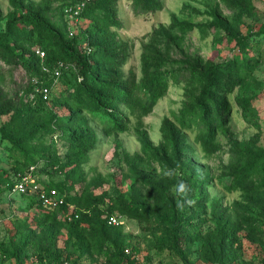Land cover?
Wrapping results in <instances>:
<instances>
[{
	"label": "rangeland",
	"instance_id": "obj_1",
	"mask_svg": "<svg viewBox=\"0 0 264 264\" xmlns=\"http://www.w3.org/2000/svg\"><path fill=\"white\" fill-rule=\"evenodd\" d=\"M102 2L75 18L67 13L71 0H0V31L11 15L38 12L74 42L80 53H87L90 43L94 55L88 60L101 74L107 71L104 41H112L115 48L127 53L120 68L123 77H134L136 83L142 79V55L148 48L162 60L151 68L150 75L167 79L165 93L148 114L122 107L128 119L124 132L107 135L85 108V100L80 99L81 106L72 101L79 85L76 65L67 64L66 72L57 77L55 69L47 73L53 99L47 103L38 100L40 87L33 85L37 81L21 67L1 69L0 89L12 100L15 110L37 106L57 118L70 115V124L54 127L61 138L50 144V131L37 132L40 124L35 119L41 115H36L24 126L29 140L22 145L14 141L12 112L1 116L0 176L10 177L26 149L62 158L69 148L62 135L78 131V119L82 118V126L96 132L97 144L82 166L81 180L73 193L88 186L95 194L105 193L106 204L120 196L150 213V222H139L115 212L121 216L128 250L135 254L134 264H220L215 258L221 242L227 241L222 239L230 233L231 223L240 230L235 234V244L228 246L234 259L224 264H264V183L249 176L243 187L231 188L229 184L233 168L247 166L264 151V36L257 34L264 25V0H162L160 10L145 15L135 14L127 0H119L116 26H110L107 0ZM211 24L216 27L210 28ZM106 33L110 35L107 38L103 35ZM230 33L248 39L246 50L252 41L259 46L243 52ZM245 55L255 59L254 68L241 84L225 93V109L214 129L199 115L184 118L182 111L189 103L194 104L199 92L194 88L192 95L187 94L183 77L189 66L230 63ZM241 98L250 104L251 112L246 115L237 104ZM164 120L175 132L176 140L162 134ZM249 120L254 124L250 125ZM42 162L35 166L36 174L47 181ZM51 177L60 180L63 176L56 173ZM96 182L102 184L93 189ZM181 183H187L186 193L179 191ZM181 199L186 208H180ZM189 199L194 203L188 204ZM100 208L105 209V205ZM46 212L29 207L25 197L10 194L1 184L0 264H61L54 256L46 260L39 249V241L50 234H56L58 250L63 249L68 237L59 225L61 215L47 216ZM173 228L177 246L164 242ZM22 232L29 233L30 244L15 258L3 260L2 251L10 238L17 242ZM70 263L107 264L96 251L84 255L76 252Z\"/></svg>",
	"mask_w": 264,
	"mask_h": 264
},
{
	"label": "trees",
	"instance_id": "obj_2",
	"mask_svg": "<svg viewBox=\"0 0 264 264\" xmlns=\"http://www.w3.org/2000/svg\"><path fill=\"white\" fill-rule=\"evenodd\" d=\"M76 1L71 0L70 5L75 4ZM102 1L90 0L81 11L80 16L90 8L99 6L103 3ZM127 1L130 3L132 11L137 15L150 14L162 7V0ZM118 2L119 0H107L112 16L109 20L110 26L119 24L116 18ZM216 22L219 27L221 25L220 19H217ZM209 27L215 28L216 25L211 24ZM230 34L240 46L241 51L244 52L248 46V39L239 33ZM257 34L264 36L263 24L259 27ZM103 35L105 38L110 36L109 33ZM89 46L90 43L86 47L90 49L88 54L80 53L74 42L68 41L63 32L55 28L38 12L13 14L7 19L4 30L0 31V71L4 68L21 67L31 79L35 78L34 81L37 83L35 82L33 85L37 84L40 88L48 89L47 100H43L41 93L38 94V100L47 103L53 100L51 95L52 82L46 79L47 73L58 68L60 64L63 65L61 72H66L64 70L67 64L76 65L79 69L76 76L79 85L72 101L81 106L82 101L80 99L85 100L87 102L85 108L90 110L93 117L99 121L107 135L122 133L128 121L122 113V107L130 110L138 109L142 114H148L165 93L167 79L159 74L150 75L151 68L159 66L162 60L160 56L153 54L146 48L142 55V79L136 83L134 77L124 78L120 70L127 59V53L124 50L115 48L114 43L110 40L104 41L102 49L107 57V71L101 74L88 60L94 55ZM254 46L257 48L259 43L252 41L249 48ZM37 50L44 53L43 57L36 54ZM253 60H255L253 57L245 55L243 58L235 59L230 63L213 64L210 62L205 66L197 63L190 65L188 71H185L187 75L183 77L188 86L187 94L192 95L194 88L195 90L199 89V92L193 101L194 104L189 103L182 111L184 118L199 115L205 119L206 125L210 129H214L215 123L219 122L222 117V110L225 109V93L230 92L234 86L241 84L242 80L248 76L254 68ZM237 104L244 115L247 111L251 112L248 100L238 99ZM37 108L36 106L34 109L15 110L12 100L8 99L0 89V117L12 112L10 118L16 124L14 141L20 142L22 145L29 140L25 135L24 126L35 119L36 115H41V118L35 119L36 122H39L37 124H40L37 132L50 131V144L56 143L61 138V133L56 131L54 127H67L70 124V115L67 118H57L44 109ZM82 122L83 119L79 118L78 131L68 136L62 135V138L69 144L68 150L62 157L63 160L60 157L54 158V155L52 158L48 154L43 155L40 151L26 149L23 159L18 166L14 167L10 177L0 176V187L3 184L9 192L15 174L27 171L30 166L39 167V162L43 161L42 173L49 179L47 181L40 180V185L46 190L55 189L59 192L65 200V205L55 210H48L41 207L34 196H19L27 199L29 207L45 210L47 216L59 214L63 218L59 225L68 233V237L64 240L63 249L58 250L56 248V234H50L49 237L39 241V249L46 256V260L54 256L55 260L61 264H71L72 255L76 252L84 255L96 251L106 260L107 264H134L135 254L128 250V245L122 235L121 227L123 224L119 226L108 225L107 218L117 212L128 219L150 222V213L146 209L132 205L127 199L120 196L115 197L110 204H106L105 193L95 194L88 186L83 188L80 193H73L75 185L81 180L82 166L85 165L89 154L97 144V134L94 129L86 125L82 126ZM249 124L253 125L254 120H249ZM161 132L164 137L170 135L173 140H176L174 139L175 132L166 120L162 123ZM256 155V159L248 163L247 166L232 169L229 183L231 188L243 187L244 181L249 176L259 180L262 184L264 183V151ZM56 173L63 177L60 180L52 178V174ZM94 184L92 188L97 189L102 183L96 182ZM184 184L188 187L187 183ZM70 205L74 206L73 215H76L77 218L72 217L68 221L63 216L67 213ZM104 205L105 209H101L100 206ZM186 207V202L181 199L180 208ZM104 216L105 218H103ZM239 230L240 227L236 223L230 224V233L227 232L223 235L222 240L227 241L225 244L221 242V250L215 258L216 262L224 264L234 259V255L228 246L235 244L237 241L235 234ZM174 231L173 228L164 242L177 246L178 239ZM29 244V233H20L17 242H14L13 237L10 238L7 248L2 251L3 260L15 258L18 252Z\"/></svg>",
	"mask_w": 264,
	"mask_h": 264
},
{
	"label": "built area",
	"instance_id": "obj_3",
	"mask_svg": "<svg viewBox=\"0 0 264 264\" xmlns=\"http://www.w3.org/2000/svg\"><path fill=\"white\" fill-rule=\"evenodd\" d=\"M90 0H77L75 4L69 5L67 8V13H69L72 17H80L81 11L85 8L87 3ZM89 52L90 49H87ZM40 57H43L44 53L40 50L36 51ZM62 64L59 65L58 68L55 69V76H59L61 73ZM40 93L42 94L43 100H47L48 97V89L45 87L40 88ZM40 178L36 174V167L30 166L27 171L23 173H17L13 176L12 185L10 188V194H18V195H28L34 196L37 199V202L44 209L55 210L61 206L65 205L64 198L57 192L55 189L46 190L40 185ZM73 210H75L74 206H68L67 213L64 214V218L68 221L72 219V217L77 218L76 215H73ZM108 225L111 226H119L123 224L121 221V216L116 214L110 215L107 218Z\"/></svg>",
	"mask_w": 264,
	"mask_h": 264
},
{
	"label": "clouds",
	"instance_id": "obj_4",
	"mask_svg": "<svg viewBox=\"0 0 264 264\" xmlns=\"http://www.w3.org/2000/svg\"><path fill=\"white\" fill-rule=\"evenodd\" d=\"M179 191L182 192V193H186L188 191V189H187L186 185H184L183 183H181L180 186H179ZM187 203L188 204H192V203H194V201L189 199L187 201Z\"/></svg>",
	"mask_w": 264,
	"mask_h": 264
}]
</instances>
